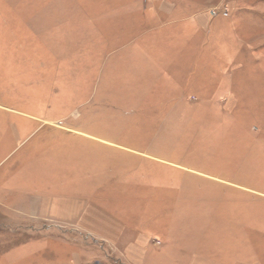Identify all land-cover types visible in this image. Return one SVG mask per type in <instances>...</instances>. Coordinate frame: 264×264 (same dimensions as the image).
<instances>
[{
    "label": "rangeland",
    "instance_id": "obj_1",
    "mask_svg": "<svg viewBox=\"0 0 264 264\" xmlns=\"http://www.w3.org/2000/svg\"><path fill=\"white\" fill-rule=\"evenodd\" d=\"M125 1L0 0V264H264V0Z\"/></svg>",
    "mask_w": 264,
    "mask_h": 264
},
{
    "label": "crops",
    "instance_id": "obj_2",
    "mask_svg": "<svg viewBox=\"0 0 264 264\" xmlns=\"http://www.w3.org/2000/svg\"><path fill=\"white\" fill-rule=\"evenodd\" d=\"M141 0H126L125 2H122L120 3V6H124L125 4L128 5V3L130 2H136V5L135 6H131V8H129V10L125 11L124 12V15L123 16H135L136 14L138 13H141L142 11H150L151 10V7L149 6L150 4H147L146 6H143L141 7V5H139ZM154 0H152V3ZM161 2H159V5H158V9L156 10L155 14H152L150 15L151 18H153V16L155 15V17H157L158 19H156L155 21H157V23H155L153 25V27H151L150 29H160V28H165L167 26H170L171 24L175 23L177 20L179 19H186V17H181V16H175V17H172V13H173V9L175 8L176 6V2L173 1V0H160ZM151 3V4H152ZM141 4V3H140ZM146 4V3H145ZM139 5V6H138ZM158 10H160L161 12H158ZM163 14H166L165 17H167V19H164L165 17L163 16ZM119 16L115 17V18H118ZM122 17V16H121ZM195 19H198V22L201 23V24H207L208 21L210 20V18H208V16L206 15H203V14H198V16L194 17ZM89 19L92 20V18L90 17ZM88 19V20H89ZM109 19V18H107ZM131 40H135V38H132ZM71 210L69 209H62L60 210L59 212H57L58 214L59 213H65L63 211H66V210H69L72 211V213H75L73 211V208H70ZM127 255L132 258L133 260H138V258L130 253H127Z\"/></svg>",
    "mask_w": 264,
    "mask_h": 264
}]
</instances>
